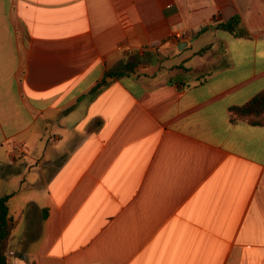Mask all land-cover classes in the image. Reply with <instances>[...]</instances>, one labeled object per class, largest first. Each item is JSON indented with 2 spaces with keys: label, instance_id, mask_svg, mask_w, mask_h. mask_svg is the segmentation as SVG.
<instances>
[{
  "label": "crops",
  "instance_id": "1",
  "mask_svg": "<svg viewBox=\"0 0 264 264\" xmlns=\"http://www.w3.org/2000/svg\"><path fill=\"white\" fill-rule=\"evenodd\" d=\"M262 91L264 0H0L6 264H264Z\"/></svg>",
  "mask_w": 264,
  "mask_h": 264
},
{
  "label": "trees",
  "instance_id": "2",
  "mask_svg": "<svg viewBox=\"0 0 264 264\" xmlns=\"http://www.w3.org/2000/svg\"><path fill=\"white\" fill-rule=\"evenodd\" d=\"M217 29L225 31L235 37L248 38L247 31L241 26L238 16L231 17L228 21L220 23ZM210 46L202 48L195 54H204ZM126 65L119 66L109 71L104 79L98 83L92 91H97L108 83V79L119 78L126 73ZM229 118L231 122H246L252 125L264 126V91L253 96L249 101L240 105L229 108ZM8 197H0V264L7 262V248L14 223L11 220L6 206Z\"/></svg>",
  "mask_w": 264,
  "mask_h": 264
},
{
  "label": "built area",
  "instance_id": "3",
  "mask_svg": "<svg viewBox=\"0 0 264 264\" xmlns=\"http://www.w3.org/2000/svg\"><path fill=\"white\" fill-rule=\"evenodd\" d=\"M188 38V35L186 32L184 31H180V32H177V33H174L169 39H168V42L172 45H175V44H178L182 41H186ZM153 50L157 53V54H161L162 53V46L161 45H158V46H155L153 48Z\"/></svg>",
  "mask_w": 264,
  "mask_h": 264
},
{
  "label": "water",
  "instance_id": "4",
  "mask_svg": "<svg viewBox=\"0 0 264 264\" xmlns=\"http://www.w3.org/2000/svg\"><path fill=\"white\" fill-rule=\"evenodd\" d=\"M185 46H186V43H179V44L177 45L178 49H182V48L185 47Z\"/></svg>",
  "mask_w": 264,
  "mask_h": 264
}]
</instances>
